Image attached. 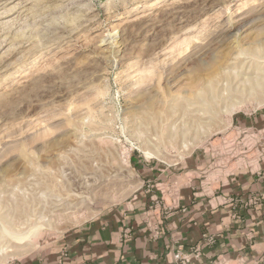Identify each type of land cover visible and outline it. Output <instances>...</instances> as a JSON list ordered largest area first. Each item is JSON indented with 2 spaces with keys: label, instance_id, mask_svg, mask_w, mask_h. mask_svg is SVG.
<instances>
[{
  "label": "rangeland",
  "instance_id": "rangeland-1",
  "mask_svg": "<svg viewBox=\"0 0 264 264\" xmlns=\"http://www.w3.org/2000/svg\"><path fill=\"white\" fill-rule=\"evenodd\" d=\"M257 17L264 0H0V264L56 255L140 194L152 211L264 178V99L197 93L220 66L236 84L244 56L220 42Z\"/></svg>",
  "mask_w": 264,
  "mask_h": 264
},
{
  "label": "crops",
  "instance_id": "crops-1",
  "mask_svg": "<svg viewBox=\"0 0 264 264\" xmlns=\"http://www.w3.org/2000/svg\"><path fill=\"white\" fill-rule=\"evenodd\" d=\"M202 191L181 188L152 211L140 194L129 209L91 223L64 251L33 264H178L175 254L194 248L201 256L192 264H264V178L242 173L213 198Z\"/></svg>",
  "mask_w": 264,
  "mask_h": 264
},
{
  "label": "bare ground",
  "instance_id": "bare-ground-1",
  "mask_svg": "<svg viewBox=\"0 0 264 264\" xmlns=\"http://www.w3.org/2000/svg\"><path fill=\"white\" fill-rule=\"evenodd\" d=\"M155 20H157V19H155ZM237 22H239V21H237ZM262 23H263V20L260 17H257V18H251L249 20L244 19V20L240 21L237 26H235V23H234V26H233L234 28L229 27V29L232 28L231 29L232 32H228L226 37L220 43H221V45L227 44L225 46L226 48L224 51H228V53L223 54L224 56L230 55V57H232V55H235V54L236 55L240 54L241 56H244L243 58H240L238 60L235 59L236 60L235 66L237 69L236 78L239 79V80H237V79L236 80L238 81V83L236 81V84H234V82H233L234 79L226 78L224 80L223 79L224 77L231 76V75L228 72H226V70H225L226 68L220 66V67H218V69H216L214 71L211 70V75L206 74L207 75V82L205 84V87H203L200 91L197 92L198 94H203L201 98H204L205 96H208V95H216L217 96L218 91H219V93H221L220 92L221 88L223 91H228L231 88L232 90L247 92L250 96H252V98H255L258 100L264 99V29L256 30V32H257L256 37H254V34L256 32L251 31V29L257 27L258 25H260ZM233 30L236 32H233ZM246 32H249V33H246ZM111 40L116 42L115 37H112ZM251 41H253V42H251ZM245 43H249L247 45L248 47H245V45H246ZM226 60H228V57ZM217 63H220V61ZM223 66H224V64H223ZM212 68H214V67H212ZM205 71H207V70H205ZM217 83H218V85H217ZM219 83L222 84L220 87H218ZM196 96L198 99H200L201 103L205 102L200 98L199 95L196 94ZM206 107L210 108V105L208 104ZM179 109L184 110V105H179ZM156 114H158V113H156ZM156 114L153 117L148 116L147 117L148 121L153 122L156 119ZM159 114H162V113L159 112ZM196 121H194V122H196ZM172 131L173 130H171L167 134V136L169 137L170 140H172V139L176 140L177 138L183 139V138H186V136L188 134L187 130H182V131H179L177 133H174ZM16 208H17V206H16ZM14 226L16 227V225H14ZM10 229H12V228H10L9 226L4 227V232L7 233L8 236L10 235V238L14 239V241H15V239L16 240H24L25 239L23 237H18V234L13 233L12 230H10ZM2 240L5 241V238L3 237ZM3 247L4 246L0 245V250H4ZM9 247L10 248H17V246L12 245V243Z\"/></svg>",
  "mask_w": 264,
  "mask_h": 264
},
{
  "label": "built area",
  "instance_id": "built-area-1",
  "mask_svg": "<svg viewBox=\"0 0 264 264\" xmlns=\"http://www.w3.org/2000/svg\"><path fill=\"white\" fill-rule=\"evenodd\" d=\"M130 232L125 230L124 236H129ZM201 256L200 248H194L189 255H185L181 250L175 254V260L178 264H192L193 259H199Z\"/></svg>",
  "mask_w": 264,
  "mask_h": 264
}]
</instances>
